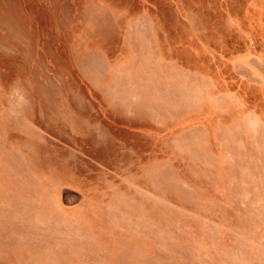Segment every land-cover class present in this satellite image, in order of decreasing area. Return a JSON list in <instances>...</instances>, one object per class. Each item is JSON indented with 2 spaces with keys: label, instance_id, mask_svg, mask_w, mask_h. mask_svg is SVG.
<instances>
[{
  "label": "rangeland",
  "instance_id": "obj_1",
  "mask_svg": "<svg viewBox=\"0 0 264 264\" xmlns=\"http://www.w3.org/2000/svg\"><path fill=\"white\" fill-rule=\"evenodd\" d=\"M0 264H264V0H0Z\"/></svg>",
  "mask_w": 264,
  "mask_h": 264
},
{
  "label": "crops",
  "instance_id": "obj_2",
  "mask_svg": "<svg viewBox=\"0 0 264 264\" xmlns=\"http://www.w3.org/2000/svg\"><path fill=\"white\" fill-rule=\"evenodd\" d=\"M192 26V24H190ZM150 34H155V35H161V34H185V35H193V34H207V35H210L211 33L210 32H193V31H186V32H170V33H166V32H153ZM213 34V33H212ZM214 34H227L225 31H222V32H218V33H214ZM228 34H231V33H228Z\"/></svg>",
  "mask_w": 264,
  "mask_h": 264
}]
</instances>
